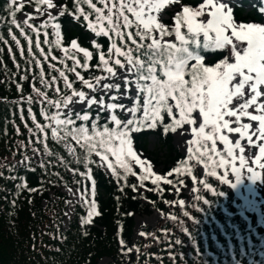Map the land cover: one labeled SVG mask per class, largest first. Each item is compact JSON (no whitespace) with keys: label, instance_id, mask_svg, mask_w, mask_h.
<instances>
[{"label":"snow or ice","instance_id":"1","mask_svg":"<svg viewBox=\"0 0 264 264\" xmlns=\"http://www.w3.org/2000/svg\"><path fill=\"white\" fill-rule=\"evenodd\" d=\"M26 3L34 11L25 14L22 26L16 13ZM165 4L173 5L174 14L160 12ZM7 10L11 23L28 42L29 57L40 68V83L45 89L33 83L35 99L32 95L20 97L21 117L27 103L32 118V127L25 121L28 144L35 137L36 143H44L47 153L50 131L53 139L65 142L77 163L81 162L77 149L86 152V171L71 168L74 174L92 180L89 164H98L111 170L118 183L123 180L126 184L129 175L135 176L145 190H160L162 184L182 186L184 181L179 177L190 174L195 166H202L205 175L225 184L231 183L230 174L239 182L245 170L250 180L261 176L257 169L264 170V18L238 19L232 0H74V11L55 0H9ZM258 11L264 17V6ZM65 12L78 20L82 17L81 23L96 37L107 38V50L95 39L92 51L81 47L76 39L62 45L58 17ZM37 19L39 22L33 23ZM49 27L57 37L55 44L61 47L62 57L51 55ZM9 33L23 56L19 38L11 28ZM33 33L44 60L51 55V60L63 65L58 68L49 61V67L58 72L50 80L32 51ZM41 33L43 42L49 45L47 53L41 47ZM208 49H224L228 54L209 63L202 54ZM8 50L12 52L10 46ZM94 53L97 61L91 63ZM23 79L26 76H21ZM61 79L63 90L58 83ZM54 85L55 98L47 93ZM17 87L23 91L22 85ZM37 100L44 123L32 112ZM92 105L97 109L94 117L89 110ZM102 113L106 114L104 123H100ZM161 127L165 134L171 131L181 135L186 144L184 157L163 174L155 172L151 161L133 145L135 133ZM16 132L19 135V127ZM32 150L40 151L35 147ZM93 153L99 160L90 159ZM25 162H30L27 156L19 163ZM8 170L11 172V165ZM192 180L196 182L197 178L193 175ZM146 181L155 189H149ZM199 182L215 191L205 180ZM92 183L94 196V180ZM131 187L138 190L137 184ZM36 190L28 188L29 192ZM79 194L82 202L89 204L90 220L95 200L88 199L87 187ZM180 204L183 206L184 201ZM120 244L124 251L125 242L121 240ZM126 250L131 252L132 248Z\"/></svg>","mask_w":264,"mask_h":264},{"label":"trees","instance_id":"2","mask_svg":"<svg viewBox=\"0 0 264 264\" xmlns=\"http://www.w3.org/2000/svg\"><path fill=\"white\" fill-rule=\"evenodd\" d=\"M8 3L9 0H0V172H3V176H0V264H100L104 256L108 258L106 264H264V227L217 177L201 176L199 166L193 167L190 174L179 177L184 181L182 186L162 184L160 190H145L131 175L126 184L123 180L118 183L115 176L98 164H89L92 181L95 182L93 196V183L90 185L89 180L70 170L79 168L81 172L86 171L83 163L87 158L86 152L77 149L81 160L77 163L64 147V141L53 139L50 131L46 140L47 153L44 143H36L35 137L32 138L33 143L28 144V127L33 126L32 118L27 103L23 104L21 117L20 97L32 95L35 99L33 83L42 91L45 89L40 83V68L29 57L27 40L11 23ZM239 3L241 5L234 10L238 19L259 21L264 18L258 11L260 3L249 8L245 7L249 0H239ZM64 4L74 11V0H65ZM19 13H16V20L22 24L17 19ZM81 20L82 17L78 20L68 12L58 17L62 45L67 46L72 39H76L81 47H88L92 51V40L95 39L104 45L106 51L107 38L96 37ZM38 22L39 19L33 21ZM10 28L23 46V56L9 33ZM48 32L51 55L62 57L61 47L55 44L57 37L53 35L51 27ZM32 38V51L40 58L46 78L50 80L58 72L49 67V61L58 68L63 65L51 60V55L45 61L35 46L34 33ZM40 40L41 47L47 53L49 45L43 42V33ZM5 46L8 49L10 46L12 52L7 51ZM202 54L206 62L215 63L228 53L224 49H208L203 50ZM96 61L94 53L91 63ZM67 63L71 65L70 60ZM68 75L70 79H75L74 74ZM84 75L87 78L88 74ZM21 76H26V79L21 80ZM58 83L63 90V80ZM18 84L22 85V92ZM75 86L79 88L81 85L77 82ZM54 88L55 85L47 89L49 97H56ZM31 107L37 120L44 123L38 100ZM89 110L94 117L96 110ZM104 120L101 114L100 123H104ZM25 121L28 127H25ZM17 127L20 129L19 135ZM154 132L161 144L157 151L150 153L146 149V139ZM171 133L165 134L161 127L143 129L133 136L134 145L151 156L155 165L161 164L163 172L184 157L173 146ZM33 147L40 151L33 153ZM94 155L90 159L95 160ZM25 156L30 162L19 163ZM36 158L39 162H36ZM8 165L12 166L11 172ZM193 175L197 178L193 183L195 191L189 201L181 206L182 193L185 186L192 183ZM201 180L212 184L215 191L204 188L203 183L199 182ZM25 182L27 187H18ZM145 183L149 189H155L150 181ZM133 184L138 185V190H133ZM71 185L81 191L87 187L88 199L95 200L93 225L88 224L89 204L82 203L75 205L68 227L62 226L66 195L59 188ZM28 188L37 190L29 192ZM50 191H54L55 199L49 196ZM205 200L209 203L205 204ZM149 207L159 210L162 217L153 227H141L134 238V214L147 212ZM242 213L250 220H246ZM121 240L125 242L124 251L121 250ZM127 248H132V251L127 252Z\"/></svg>","mask_w":264,"mask_h":264},{"label":"rangeland","instance_id":"3","mask_svg":"<svg viewBox=\"0 0 264 264\" xmlns=\"http://www.w3.org/2000/svg\"><path fill=\"white\" fill-rule=\"evenodd\" d=\"M56 3H65V0H55ZM236 0H232V3L234 4ZM173 8V5L165 4L161 7L160 12L166 15H172L171 9ZM34 7L25 4V8L20 11L17 19H20L23 21L25 14L27 12H33ZM55 14V13H54ZM5 49L8 51V47L5 46ZM107 100V97H105ZM91 109H96L95 105H92ZM106 115V114H105ZM171 140L172 144L175 147L177 151H179L181 154L185 155V149L186 144L184 143V138L181 135L178 134H171ZM146 149L147 151L155 152L159 149L161 141L157 134H150L146 139ZM143 158H146L147 160L151 161V156L148 154H145L141 148L134 147ZM95 160H99V157L94 155ZM36 162L38 161V158L35 159ZM152 165L153 162L151 161ZM103 169H106L105 167L100 166ZM162 165L158 163V166L153 165V170L157 173H161L162 171ZM137 170L140 171L138 167H136ZM108 172H111V170L106 169ZM199 171L201 174H204L202 166H199ZM261 173V176L256 180H250L248 178V173L245 170L246 177L242 176L241 180L239 182H235V176L230 174L229 178L231 183L228 185L234 189V192L236 196L240 199L243 205L246 206L250 214H254L259 222L264 226V170L257 169ZM163 174V173H161ZM71 189V191H70ZM59 190L66 195V201H65V216L62 221L63 227H68L69 221L73 218L75 205L82 204V198L80 196V192H82L78 187L71 185V186H62L59 188ZM79 190V191H77ZM54 191L49 192V196L53 199L56 198V195L53 193ZM75 193V194H74ZM193 193V187L191 185H186L183 198L181 200L184 201V204H186L191 195ZM183 204V205H184ZM94 215V214H93ZM92 215V217H93ZM161 212L153 207H149L147 212H138L134 214V228H133V237L136 238L138 233H140V228L143 226L153 227L158 220L161 219ZM91 217V219H92ZM108 262V258L106 256L102 257L99 261L100 264H106Z\"/></svg>","mask_w":264,"mask_h":264}]
</instances>
